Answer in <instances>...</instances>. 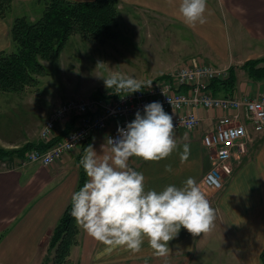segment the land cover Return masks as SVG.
Instances as JSON below:
<instances>
[{"label": "crops", "instance_id": "1", "mask_svg": "<svg viewBox=\"0 0 264 264\" xmlns=\"http://www.w3.org/2000/svg\"><path fill=\"white\" fill-rule=\"evenodd\" d=\"M36 1L12 0L11 4L23 6ZM179 2L118 0V12H127L130 32L139 42L143 37L142 30L144 37L152 42L149 45L158 50L164 48V38L169 39L172 59L165 64L166 70L153 73L152 79L193 62L233 67L237 75L238 71H245L241 68L244 61L264 58V0H207V23L194 27L183 22ZM33 15L31 19L36 16ZM11 22L12 19L6 16L0 17V51H9L13 46L9 35ZM247 80L252 79L247 77ZM256 82V94L264 93V81ZM8 93L0 91V97L9 100L13 96ZM62 101H54V104ZM15 111L19 113L18 109ZM20 114L23 118V112ZM206 120L203 118L200 128L193 131H174L178 147L168 158L146 162L133 157L129 166L143 173L146 191H162L167 185L179 187L187 178H194L215 210L212 231L193 236L181 228L168 244V255L158 257L147 240L138 253L123 247L109 251L77 226L78 242L70 250V264H199L209 252L217 254L212 259L216 264H261L259 255L264 249V132L252 134L253 139L244 152L231 160V172L225 175L220 189L206 188L202 185V176L211 166L201 138ZM74 121V117L58 121L53 136L69 130ZM3 124L2 142L9 140L7 135L21 130V127H10L9 123ZM89 145L97 154L111 147L106 143L104 132L96 131L81 147L64 153L50 165L21 163L17 157L0 160V264H40L48 256L49 236L76 191L80 160ZM184 145L189 147L186 159L182 158ZM165 165H171L172 171H165ZM195 254L199 256L197 262Z\"/></svg>", "mask_w": 264, "mask_h": 264}, {"label": "clouds", "instance_id": "2", "mask_svg": "<svg viewBox=\"0 0 264 264\" xmlns=\"http://www.w3.org/2000/svg\"><path fill=\"white\" fill-rule=\"evenodd\" d=\"M179 13L190 27L207 23V0H180ZM107 88L134 93L141 83L132 77L105 79ZM173 116L162 104L152 102L137 111L126 128H117L118 139H108L111 146L97 154L91 145L80 160L86 180L71 196V215L76 225L107 250L123 247L141 251L145 240L154 255L166 257L169 242L181 228L193 236L207 234L214 228L215 210L194 178L182 186L167 185L162 191L145 190L143 173L129 166L130 158L159 162L177 149ZM189 153L183 146L182 158ZM50 161L45 160V164ZM171 172V165H165Z\"/></svg>", "mask_w": 264, "mask_h": 264}, {"label": "built area", "instance_id": "3", "mask_svg": "<svg viewBox=\"0 0 264 264\" xmlns=\"http://www.w3.org/2000/svg\"><path fill=\"white\" fill-rule=\"evenodd\" d=\"M227 69L193 62L141 83L134 93L120 90L111 94L103 86L86 98L65 100L44 119L38 139L46 143L53 137L56 123L66 117H74L73 126L46 148L30 149L21 163L50 165L81 147L96 131L104 132L108 144L109 138H119L117 128H126L137 111L143 114L145 105L159 102L173 116L174 131H193L207 118L201 138L211 166L202 176V185L220 189L222 173L231 172V160L244 152L252 134L264 132V93L214 95L210 91V81L225 78ZM45 160L50 162L45 164Z\"/></svg>", "mask_w": 264, "mask_h": 264}, {"label": "rangeland", "instance_id": "4", "mask_svg": "<svg viewBox=\"0 0 264 264\" xmlns=\"http://www.w3.org/2000/svg\"><path fill=\"white\" fill-rule=\"evenodd\" d=\"M44 1L37 0L35 4L29 2L23 6L10 4L4 16L13 19L24 15L32 20L30 16L36 14L35 19L41 14ZM124 12H118L116 25L111 29L112 36L94 40L78 34L70 35L58 55L40 60L44 70L36 75V84L26 86L21 92H9L8 95L13 96L9 100L5 101L0 97V133L3 123H9L10 127H21L19 133L7 135L9 140H0V144L11 148L27 140L36 141L44 119L59 104H54V101L86 98L92 89L93 93L101 89L105 86V79L111 77H132L143 82L152 79L153 73L166 70L165 64L172 59L168 50L169 39L164 38V48L159 47L161 50H158L152 44L149 45L152 42L144 37L145 32L142 30L143 39L140 38L139 42L131 34L129 18L127 12ZM12 49L13 46L10 50ZM247 77L245 71H238L235 91L255 96L258 83L253 79L247 80ZM17 109L19 113L15 111ZM20 112H23V118ZM225 175L222 173V185ZM220 243L224 245V241ZM216 255L215 252L207 253L205 258L210 260L204 258L199 264H205L206 261L207 264H216L213 261ZM195 257L197 262L199 256L195 254Z\"/></svg>", "mask_w": 264, "mask_h": 264}, {"label": "trees", "instance_id": "5", "mask_svg": "<svg viewBox=\"0 0 264 264\" xmlns=\"http://www.w3.org/2000/svg\"><path fill=\"white\" fill-rule=\"evenodd\" d=\"M12 0H0V17H4ZM118 0H45L41 14L35 19L24 15L12 19L9 28L13 49L0 51V91L21 92L26 86L36 84V75L44 67L40 60L58 55L69 36L78 34L88 39L112 36V27L116 25ZM241 68L248 77L264 81V58H252L244 61ZM164 74L156 78L162 77ZM106 87V86H105ZM107 88V87H106ZM214 95L235 93L236 74L233 67L227 69L225 78L213 79L209 83ZM115 94V87L107 88ZM56 134L46 143L41 140H27L11 148L0 146V159L17 157L23 159L32 148H46L59 139ZM86 180L80 166L76 191ZM71 200L58 218L47 245L48 256L40 263L70 264V250L78 242V227L71 215ZM1 235V234H0ZM264 264V249L259 255Z\"/></svg>", "mask_w": 264, "mask_h": 264}]
</instances>
